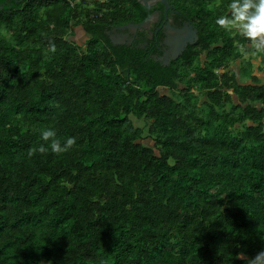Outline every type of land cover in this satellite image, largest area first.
<instances>
[{
	"label": "trees",
	"instance_id": "16d2710c",
	"mask_svg": "<svg viewBox=\"0 0 264 264\" xmlns=\"http://www.w3.org/2000/svg\"><path fill=\"white\" fill-rule=\"evenodd\" d=\"M10 1L0 264H245L264 251V66L215 23L231 0H169L199 32L170 64L108 34L147 17L139 0ZM46 130L76 144L54 153Z\"/></svg>",
	"mask_w": 264,
	"mask_h": 264
},
{
	"label": "flooded vegetation",
	"instance_id": "af4514ba",
	"mask_svg": "<svg viewBox=\"0 0 264 264\" xmlns=\"http://www.w3.org/2000/svg\"><path fill=\"white\" fill-rule=\"evenodd\" d=\"M161 3V1L153 3L150 13L142 21H130L127 24L131 23V25L126 28H122V26H125L126 23L112 26L111 30L108 31L110 38L117 45L137 44V46L141 48H155L156 52H153V55L157 58V60L162 57L169 58L172 62L171 58L173 57L174 49L171 47L170 43L168 44V42L175 39H183V37L187 35L184 32H188V28L191 29L190 24H194L190 20L185 19L184 15L179 13V11H175V5L170 3L171 6L169 7L168 12H165V5L163 3V8L158 7ZM5 4L11 6L12 3L10 0H5L4 4L0 3V8H3ZM152 8L154 9L152 10ZM154 12L157 13L155 14ZM152 13L154 14L152 15ZM150 14L151 17L148 18ZM145 20L147 21L141 25V22ZM134 24L138 25L134 26ZM135 27H137L136 30ZM181 31H183V34ZM189 45L192 44L188 43V46ZM188 46L182 50L180 55L183 54ZM158 53L160 54L158 55ZM159 61H161V59ZM161 62L163 64L171 63L167 62L165 59H162Z\"/></svg>",
	"mask_w": 264,
	"mask_h": 264
},
{
	"label": "clouds",
	"instance_id": "9594fccd",
	"mask_svg": "<svg viewBox=\"0 0 264 264\" xmlns=\"http://www.w3.org/2000/svg\"><path fill=\"white\" fill-rule=\"evenodd\" d=\"M228 10V14L217 17L215 23L226 30L238 29L240 35L250 40L254 49L264 51V0H231ZM55 50V45H51V51ZM41 136L44 141L51 140V150L57 154L68 151L76 144V138L70 137L61 147L53 130L43 131ZM36 151L35 148L29 149L28 156H33ZM38 151L43 154L47 149L41 145ZM239 258L244 259L245 264H264V251H259L251 258L241 254Z\"/></svg>",
	"mask_w": 264,
	"mask_h": 264
},
{
	"label": "water",
	"instance_id": "95a60500",
	"mask_svg": "<svg viewBox=\"0 0 264 264\" xmlns=\"http://www.w3.org/2000/svg\"><path fill=\"white\" fill-rule=\"evenodd\" d=\"M143 5H145L147 7V9L150 11L151 9V6L153 3L157 2V1H161L164 5H165V12H168L169 10V7L171 6L169 0H139ZM155 14L157 12H154ZM152 13V15L154 14ZM151 17V14L149 15L148 18ZM147 20L141 22V25H143ZM130 24H126L125 26H122V28H126L128 26H130ZM138 24H134V26H137ZM190 28L188 32H184L185 34H187L185 37H183V39H175L173 41H169L168 44L170 43L171 47L174 49V53H173V57L171 58L172 60L173 59H176L180 53L182 52V50L188 46V43H191V44H194L195 41L198 40L199 38V34H198V28L195 27L194 25L190 24ZM137 27H135V30H136ZM183 31H181L182 33ZM183 34V33H182ZM161 59H165L167 62H171V60L169 58H162L160 57L159 60ZM169 64V63H167Z\"/></svg>",
	"mask_w": 264,
	"mask_h": 264
},
{
	"label": "rangeland",
	"instance_id": "374dc122",
	"mask_svg": "<svg viewBox=\"0 0 264 264\" xmlns=\"http://www.w3.org/2000/svg\"><path fill=\"white\" fill-rule=\"evenodd\" d=\"M95 0H89V5L91 6V4L94 2ZM97 1H100V0H97ZM217 1H219V0H217ZM233 30H235L237 33L239 32L238 31V29H236V28H233ZM234 32V31H233ZM86 39V38H85ZM85 39H81V41H84ZM245 46H247V47H249V48H252V50L256 53L257 52V55L255 56V62H256V64L257 65H264V59H262V58H260L259 57V55H258V52H261V51H257L256 49H254L252 46H251V44L249 43V45L247 44V45H245ZM264 52V51H263ZM258 74H259V76H260V78L261 79H263L264 80V73L263 72H260V71H258ZM165 91H167V89H164ZM135 122H136V124L137 125H141L143 122L141 121V120H137V119H135ZM145 144H148V145H153L154 143H153V141L151 140V139H146L145 141Z\"/></svg>",
	"mask_w": 264,
	"mask_h": 264
},
{
	"label": "crops",
	"instance_id": "0c3cea01",
	"mask_svg": "<svg viewBox=\"0 0 264 264\" xmlns=\"http://www.w3.org/2000/svg\"><path fill=\"white\" fill-rule=\"evenodd\" d=\"M78 33V32H77ZM77 36V35H76ZM73 37L74 39H76V40H78V41H80V42H84L85 40H87V38H88V36L87 35H85V34H82L81 36H77V37ZM86 38V39H85ZM81 39H85L84 41H81ZM249 43L251 44V42L249 41L248 42V45H249ZM258 55H259V57L260 58H262L263 59V55H264V52L263 51H261V52H258ZM262 66H264L263 64H262ZM260 72H263L264 73V69L262 70V71H260ZM257 73H258V70H257ZM262 82L264 83V80L262 79Z\"/></svg>",
	"mask_w": 264,
	"mask_h": 264
}]
</instances>
